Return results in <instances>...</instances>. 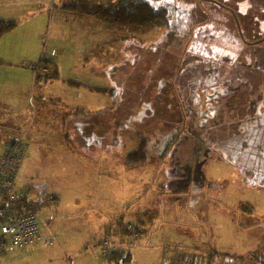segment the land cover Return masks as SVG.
I'll list each match as a JSON object with an SVG mask.
<instances>
[{
    "label": "rangeland",
    "instance_id": "rangeland-1",
    "mask_svg": "<svg viewBox=\"0 0 264 264\" xmlns=\"http://www.w3.org/2000/svg\"><path fill=\"white\" fill-rule=\"evenodd\" d=\"M146 1L168 11L170 28H115L111 39L119 42L103 51L92 50L102 40L101 21L59 19L50 5L17 16L16 27L0 38L1 65L20 59L26 68L52 62L59 70V80L33 83L28 92L11 88L8 76L0 80V112L3 119L12 115L14 125L3 126L21 129L13 114L37 112L16 189L32 185L34 202L58 198L40 206L52 244L22 252L7 246L0 264H108L99 246L103 237L114 238L110 225L137 219L143 233L131 256L171 249L173 258L201 252L206 264H264V88L250 80L263 79L264 2ZM90 57L107 68H90ZM240 89L261 101L230 122L224 105L234 107L235 97L225 96ZM27 98L34 107H26ZM74 103L86 112L77 114ZM178 129L174 148L164 152ZM8 133L0 130V154ZM142 140L147 161L129 164Z\"/></svg>",
    "mask_w": 264,
    "mask_h": 264
},
{
    "label": "trees",
    "instance_id": "trees-1",
    "mask_svg": "<svg viewBox=\"0 0 264 264\" xmlns=\"http://www.w3.org/2000/svg\"><path fill=\"white\" fill-rule=\"evenodd\" d=\"M258 2H264V0H257ZM64 11L71 12L73 15L81 16V17H92L101 21L105 25L114 28H126L132 31L138 30H149L155 28H170V19L168 16V11L166 9H156L153 5H151L146 0H116L110 4H98L92 3L87 0H77L75 2L65 4L61 7ZM16 27V22L14 20H2L0 19V38L13 30ZM3 64L0 62V65ZM39 67H46L47 73L39 74L38 69H33L35 72V83H45L59 80V75L57 73V69L52 62H44V65L37 64ZM261 84L253 82L251 80V85H256L264 88V72L261 74ZM256 87V88H259ZM90 89V88H89ZM90 90L104 93L106 90H102L100 88H91ZM257 90V89H256ZM260 90V89H259ZM247 89L235 90L234 92L227 93L225 96V101L228 99H233L235 97V106L228 107V104L224 105L227 109L230 110L231 115L229 114L230 122H233L238 116H242L244 113L252 110L254 105L261 101V99L248 100L246 97ZM239 98V100H238ZM259 105V103L257 104ZM243 109V110H242ZM248 110V111H247ZM238 111V113H236ZM235 126V125H234ZM180 137V130L178 129L174 134L172 139L165 146L164 152H169L174 148L176 140ZM148 150L146 147V143L144 140L138 145L137 149L133 151V153L127 156V161L130 164H139L145 163L148 159ZM55 202V198H53L52 202ZM50 202V203H52ZM249 210V208H247ZM150 221L146 222V224L154 225V220L156 219L155 214L150 215ZM137 223H118L116 226L110 225V230L113 232L114 238L117 237V240L108 239L111 243H116L120 247L127 248H118L114 252H110L105 256H102L104 260L113 263V264H126L130 262V247L134 244L136 240H139L140 234L143 233V229L141 228V224L143 223L140 219H137ZM175 254V252H171V249H167V251L162 250V255L165 257L171 256V254ZM180 251H177V254H180ZM172 254V255H173ZM174 256V255H173ZM179 256H184V253ZM186 256V254H185ZM193 256V255H190ZM195 256L202 257L203 264L205 263L204 254L197 251ZM193 256V257H195ZM208 256H213L209 254Z\"/></svg>",
    "mask_w": 264,
    "mask_h": 264
},
{
    "label": "built area",
    "instance_id": "built-area-1",
    "mask_svg": "<svg viewBox=\"0 0 264 264\" xmlns=\"http://www.w3.org/2000/svg\"><path fill=\"white\" fill-rule=\"evenodd\" d=\"M31 68L38 69V66ZM27 156L26 132L17 131L3 144L0 154V256L7 246L22 252L38 243L49 246L54 238L40 211L52 202L53 196L34 202L28 198L30 186L16 189L19 168ZM116 247L108 239H103L99 246L102 256ZM192 264H203L202 257H193Z\"/></svg>",
    "mask_w": 264,
    "mask_h": 264
},
{
    "label": "crops",
    "instance_id": "crops-1",
    "mask_svg": "<svg viewBox=\"0 0 264 264\" xmlns=\"http://www.w3.org/2000/svg\"><path fill=\"white\" fill-rule=\"evenodd\" d=\"M75 1H77V0H0V19H2V20H14L15 21V18H17V16L22 17V15H25V16L30 15L34 12L39 11V10L33 11L32 9H36V8L40 7L44 10L45 7H48L49 5L52 8V10L49 13L57 14L59 19L64 18V19H66V21L72 20L73 18H84V19L87 18V19H94V20L96 19V18L86 17V16H84V17L76 16V15H73L71 12L64 11L61 8L63 5L69 4V3H72ZM87 1L92 2V3H97V2H93L91 0H87ZM115 1H113V2H115ZM113 2H110V3H113ZM110 3L98 2V4H110ZM48 21H49V19H48ZM95 21L99 22V20H97V19ZM96 24H99V23H96ZM119 29H121V28H119ZM113 31H116L115 28L109 27V26L105 25L104 23H102V25L99 26L98 34L96 35V37L98 36V37L102 38V40L99 39L97 41V43L92 47V50L97 48V49H101L103 51L104 50L103 47H105L107 45H111L112 42L114 43L116 41L115 44H117L119 42L120 37H118L117 40L111 39L112 33L114 34ZM127 31H132V30L127 29ZM133 49H134L133 47H129L126 50V53L131 52ZM99 52H101V51H99ZM90 58H92V57H90ZM98 58H100V57H93L92 60L87 59V61L85 60V63L87 65H90V68H93L96 66L99 69H101V68L106 69L107 65H105L104 62L98 61L99 60ZM1 61L6 64L5 59H4V55L0 56V62ZM15 62L16 63H9V65L8 64L7 65H0V80L4 81L5 76H8V78L10 80L13 79L12 83H10L11 88H13V89L24 88L25 92H28V90L32 88L33 83L35 84V76L37 74L35 75V72L31 68L32 65H35V64H32L31 67L29 65L26 68V67L22 66L24 64V62L20 61V59H16ZM120 62H123V61L121 60L118 63H120ZM54 66L56 67L57 73H58V71H59L58 65L54 64ZM42 69L45 72H42V71L38 72L39 74L42 75L43 73H47L45 66H43ZM67 80L68 79H64L63 81H67ZM47 83H53V82H45L44 84H47ZM39 85H41V84H39ZM38 87H40V89L44 88V86L43 87L38 86ZM0 93H2V92H0ZM5 93H7L6 90H5ZM5 93H3V94L6 95L11 100V103L15 102L14 101L15 96L10 98V93H7L8 95ZM109 93H112V92H109ZM106 94H107V92H104L102 95L105 96ZM43 97H44V95H43ZM43 97H41V100L44 99ZM52 98L54 101L58 100L55 97H52ZM32 100H35V99L32 98ZM24 101L26 103V107H30V106L34 107V104H33V102L31 103L30 98H27ZM77 104L78 103L73 104V110L75 112H77V114H79V113L84 114L86 112V108L80 107ZM3 112H5V111H3ZM3 112H0V130H2L3 133H6L7 130L12 133L11 136L9 135L10 133H8V137L4 138L3 144L6 141L10 140L14 136L16 131L26 130L27 131L26 143L28 145V152H29V148H30L29 142H31L30 133H32V131L34 130V128H33L34 125L32 124L31 120L35 119L37 117V112L34 111V112H31V114H30V112H28V110L27 111L22 110V112H20V114H13V115H15L14 118L16 120V122L14 124H19L20 125L19 128H21V129H14L15 127L7 128L6 126H3L2 122H4V120L6 122H9V124L11 126H14L11 124V120H13V118H11L12 115H8L7 119H3V118H5V116L3 117ZM77 114H75V115H77ZM80 124L81 123H78L77 125L84 127L83 124H81V125ZM65 134L67 135V131H65ZM65 138L69 142V139H70L69 136H66ZM28 139H29V141H28ZM2 147H3V145H2ZM30 188L32 189V185L30 186ZM53 198H55L56 201L55 202L53 201L52 204L55 205L56 203H58V198L54 194H53ZM49 205H51V203ZM103 238H105V237H103ZM112 239L117 240V237L112 238ZM168 257H169V260H170V257L173 258V256H167V257H165V256H130V262L126 263V264H132V263H134V261H138V262H140V264H170V261L167 259ZM216 257L217 256H215V258ZM206 262L204 264H206ZM107 263L109 264V262H107ZM192 263H193V256H175L172 259V264H192Z\"/></svg>",
    "mask_w": 264,
    "mask_h": 264
},
{
    "label": "water",
    "instance_id": "water-1",
    "mask_svg": "<svg viewBox=\"0 0 264 264\" xmlns=\"http://www.w3.org/2000/svg\"><path fill=\"white\" fill-rule=\"evenodd\" d=\"M210 2L213 3V4H215V5H217V6H219V7H221V8H224L223 6H221L220 4H218V3L214 2V1H210ZM230 14L232 15V18H233L234 23H235V25H236V28H237L238 34H239V36L241 37V36H242V34H241V29H240V27H239V23H238V21H237V18H236V16H235L234 12L230 11Z\"/></svg>",
    "mask_w": 264,
    "mask_h": 264
}]
</instances>
